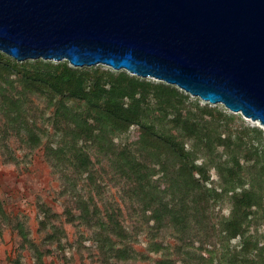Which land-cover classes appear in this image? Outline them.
I'll use <instances>...</instances> for the list:
<instances>
[{
    "label": "trees",
    "instance_id": "1",
    "mask_svg": "<svg viewBox=\"0 0 264 264\" xmlns=\"http://www.w3.org/2000/svg\"><path fill=\"white\" fill-rule=\"evenodd\" d=\"M37 151L62 212L37 198L34 237L0 200L11 264L23 252L32 264H264V131L219 105L125 71L0 53L1 161L27 167Z\"/></svg>",
    "mask_w": 264,
    "mask_h": 264
},
{
    "label": "water",
    "instance_id": "2",
    "mask_svg": "<svg viewBox=\"0 0 264 264\" xmlns=\"http://www.w3.org/2000/svg\"><path fill=\"white\" fill-rule=\"evenodd\" d=\"M0 53L125 71L264 131V0H0Z\"/></svg>",
    "mask_w": 264,
    "mask_h": 264
},
{
    "label": "rangeland",
    "instance_id": "3",
    "mask_svg": "<svg viewBox=\"0 0 264 264\" xmlns=\"http://www.w3.org/2000/svg\"><path fill=\"white\" fill-rule=\"evenodd\" d=\"M101 67L108 68L103 65ZM191 98L197 99L200 104L214 106L197 97ZM219 106L225 109L223 106ZM235 115H239L245 123L258 127L257 123L243 118L240 114ZM132 137L134 138V134H132L128 142L132 141ZM15 154L18 158L22 156V152L19 151H15ZM57 189L56 177L53 171L45 164L40 151L33 154L30 164L27 167L22 165L21 168H16L13 165H4L0 158V200L8 212L27 217L30 231L34 237L36 236L38 222L41 219L35 208L37 198H41L47 204L51 205L57 213L60 214L62 212L59 204L53 202V197ZM64 229L68 240L71 241L73 239V228L68 224H64ZM83 242L88 244L87 238L84 237ZM142 246L141 244L139 248ZM16 249L17 238L8 230H4L0 237V264H11L9 259L14 257ZM86 255L87 252H84V259ZM23 256V261L26 264H32L29 253L23 252ZM50 260L51 258L45 259L46 262ZM73 264H89V262L88 259L81 262L79 257L75 256Z\"/></svg>",
    "mask_w": 264,
    "mask_h": 264
}]
</instances>
